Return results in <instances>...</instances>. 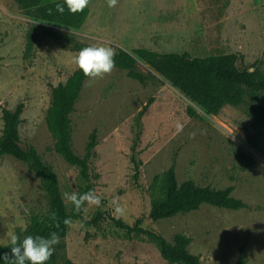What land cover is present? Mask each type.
<instances>
[{
  "label": "rangeland",
  "instance_id": "374dc122",
  "mask_svg": "<svg viewBox=\"0 0 264 264\" xmlns=\"http://www.w3.org/2000/svg\"><path fill=\"white\" fill-rule=\"evenodd\" d=\"M108 4L109 0H89L85 22L73 30L31 26L12 0H0V244L9 245L10 234L22 232L32 217L45 223L52 220L39 180L1 147L11 129L19 147L33 146L53 168L66 213L86 221L99 211L115 217L113 200L125 209L120 218L125 223L145 217L153 178L168 170L173 157L179 184L192 181L217 190L234 187L233 198L250 210L202 206L167 220H144L142 227L169 244L176 235L188 238L187 250L201 264H236L240 248L246 264H264V149L256 152L244 140L250 104L226 106L217 115H208L160 76L152 73L153 78L140 85L114 68L102 78L83 82L70 117L71 145L77 156H84L90 133H97L88 181L80 177L79 168L46 151L58 133L57 115L82 73L74 64L82 48L112 47L115 53L145 49L192 58L239 54L248 67L260 61L258 68L264 74V0ZM138 65L140 72L148 70ZM150 99L153 103L141 119L137 156L141 193L133 184L129 155L134 117ZM177 123L184 125L179 133ZM89 191L101 198L99 207L85 202L76 210L64 198L65 193ZM55 251L57 264H167L152 242L127 235L110 223L83 228L70 221Z\"/></svg>",
  "mask_w": 264,
  "mask_h": 264
},
{
  "label": "trees",
  "instance_id": "16d2710c",
  "mask_svg": "<svg viewBox=\"0 0 264 264\" xmlns=\"http://www.w3.org/2000/svg\"><path fill=\"white\" fill-rule=\"evenodd\" d=\"M26 23L44 28L59 26L73 30L79 29L85 22L89 11L71 14L65 9L64 14L55 12L56 3L49 0H12ZM52 13L49 14V10ZM115 69L126 72L127 77L145 85L153 78L152 73L166 80L190 102L201 108L206 114L215 116L226 106L239 107L250 104L247 114L250 121L245 132V143L256 152L264 149V74L259 71L260 61L251 66L244 64V57L239 54L215 55L204 58H192L188 54H158L145 49L129 52L119 50L115 57ZM138 63L148 70L139 71ZM87 79L82 73L78 76L73 94L61 107L57 115L58 133L53 136L52 145L46 149L63 159V161L80 169V177L88 181L89 165L96 158L97 133L93 130L87 138L84 156H77L71 145L72 127L70 117L75 113V103L79 99L83 82ZM153 99L147 101L134 117V134L130 147L129 163L132 166V179L139 192L143 189L139 184L140 162L137 158L140 138L142 135L141 119L152 105ZM190 115L194 116L193 112ZM1 147L5 155L22 163L40 182L44 192L46 205L50 213H55V220L48 223L32 217L26 228L16 231L21 240L27 236L48 237L55 232L63 239L66 236L65 220L77 221L83 228H99L103 223H110L127 235L142 236L152 242L167 264H201L198 257L191 255L187 248L190 240L176 235L171 244L157 232L142 227L143 221L158 222L171 219L178 215H186L198 211L202 206H211L227 211L250 210L251 207L233 198L234 187L223 190L210 187H199L192 181L181 184L175 175V157L172 164L163 174L155 176L149 188L151 202L145 217L127 224L122 219L112 217L108 212L99 211L91 221H86L75 213L67 214L59 189L57 176L53 168L47 164L37 150L27 145L19 147L10 129ZM244 158L247 159L246 156ZM10 254L9 245L0 244V257ZM58 256L54 251L47 264H57ZM0 264H5L0 260ZM64 264H72L65 261ZM236 264H246L244 249L238 251Z\"/></svg>",
  "mask_w": 264,
  "mask_h": 264
},
{
  "label": "clouds",
  "instance_id": "9594fccd",
  "mask_svg": "<svg viewBox=\"0 0 264 264\" xmlns=\"http://www.w3.org/2000/svg\"><path fill=\"white\" fill-rule=\"evenodd\" d=\"M117 0H109V7H115ZM89 5V0H62L56 3L55 12L64 14L65 9L71 14L82 12ZM52 10H49V14ZM116 53L112 47L89 46L82 48L74 58V64L82 74L89 79L102 78L109 74L115 68ZM184 125L177 123L176 130L181 132ZM64 198L70 202L76 210L87 202L89 205L99 207L101 198L94 192L89 191L83 195L77 193H65ZM114 207V216L121 218L125 215V209L120 206L118 200L112 201ZM51 219L55 220V213H51ZM64 223H70L65 220ZM60 237L53 232L48 237L27 235L22 240L14 232L9 236L10 254L5 253L0 260L5 264H47L52 257L55 246L59 243Z\"/></svg>",
  "mask_w": 264,
  "mask_h": 264
}]
</instances>
